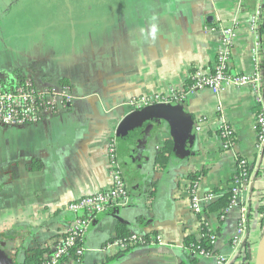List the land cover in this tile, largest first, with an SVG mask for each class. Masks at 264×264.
I'll return each instance as SVG.
<instances>
[{"label":"crops","instance_id":"0c3cea01","mask_svg":"<svg viewBox=\"0 0 264 264\" xmlns=\"http://www.w3.org/2000/svg\"><path fill=\"white\" fill-rule=\"evenodd\" d=\"M13 2L0 4V82L31 75L39 88L69 90L72 100L39 124L0 127V257L5 264H26V254L35 248L48 247L51 253L73 218L68 204L111 188L112 139L129 199L90 222L80 262L72 255L59 264H193L185 237L199 238L203 225L216 233L215 251L228 264H254L264 232V152L257 149L253 89L189 92L184 105L195 133L185 150L164 119L152 120L140 132L124 131L122 124L135 111L131 98L184 91L193 70L212 71L225 27L236 29L231 70L253 72L258 35L250 16L259 7L264 10V0ZM260 55L262 61L264 48ZM225 122L235 135L231 149L220 135ZM168 140L174 149L163 166L157 156ZM238 157L250 168L242 196L248 227L241 245L233 248L240 207L224 214L212 209L227 193ZM200 170L206 174L197 183L198 198L216 196L195 213L189 175ZM120 222L154 242L127 250L117 240ZM197 264H216V257L203 256Z\"/></svg>","mask_w":264,"mask_h":264},{"label":"built area","instance_id":"2783aa9c","mask_svg":"<svg viewBox=\"0 0 264 264\" xmlns=\"http://www.w3.org/2000/svg\"><path fill=\"white\" fill-rule=\"evenodd\" d=\"M250 24L252 30L258 35L257 44L253 48L254 70L251 73H234L230 68V55L234 40L236 37V29L234 26L225 27L221 30L219 39L217 60L212 71L205 72L201 69L193 70L189 76L187 83L189 84L184 91L170 90L168 93L161 95H151L133 98L130 105L134 110L141 107L152 105L155 103H181L184 102L189 92L202 89H210L215 93H219L224 89L232 86H250L256 97V129L259 135L258 150L261 143L264 142V76L261 71V55L260 52L264 48V34L261 28H264V10L259 7L252 12L250 16ZM72 94L67 89L56 90L53 87L39 88L31 75L23 77H12L4 82H0V127H24L28 125H36L43 122L46 115L58 113L60 106L70 103ZM225 130L221 132L224 140V147L230 149L235 143V135L224 123ZM116 144L111 142L109 145V160L113 170V183L111 188L99 191L92 195H87L70 202L67 209L73 215V221L65 230L64 234L58 240L56 247L49 254L48 259L43 264H59L63 256L69 254L72 248H76V253L80 261L83 254L81 247V239L87 232L90 222L107 207L109 202L125 203L129 199V191L123 178V173L119 165L116 153ZM238 169L233 175L230 186L231 201L229 206L224 210L228 212L230 209L239 206L241 209V218H239L238 230L233 238V248L241 245L243 237L247 230L248 209L242 203V192L248 177L250 176V168L245 158L238 159ZM192 210L200 212L203 201H211L214 196L212 193L206 195L203 201L198 199L197 183L190 188ZM223 213V214H224ZM201 237V236H200ZM199 237V238H200ZM135 241H141L140 235H134ZM211 241H216V235H211ZM156 243H162L160 237H155ZM154 242V238H152ZM190 254L192 251L186 247ZM199 256L210 255L202 249ZM216 264H227V258L224 255L216 257Z\"/></svg>","mask_w":264,"mask_h":264},{"label":"trees","instance_id":"16d2710c","mask_svg":"<svg viewBox=\"0 0 264 264\" xmlns=\"http://www.w3.org/2000/svg\"><path fill=\"white\" fill-rule=\"evenodd\" d=\"M261 33L264 34V28L263 27L261 28ZM261 71H262V74L264 76V58L261 61ZM188 85L189 84L187 83L184 90L187 89ZM112 141H114V140L112 139ZM114 143L116 144L115 141H114ZM234 145H235V143L230 147L233 148ZM173 149H174L173 141L168 140L166 142V145L164 146V148H162V151L160 152V154L157 156V163L164 166L168 161V154H171L173 152ZM263 152H264V145H263ZM117 154H118V150H117ZM118 161H119V155H118ZM40 167H41V165L38 166V168H40ZM121 170H122V168H121ZM205 174H206V170H200V171H197V172L190 174L189 178L192 181L191 186L193 187L195 183H198L200 178L202 176H204ZM123 176H124V173H123ZM230 201H231V194H230V192H227L225 194V196L222 197V199H220V201L215 205V208H213L212 211L213 210H219V211H221V214H223L224 210L229 206ZM260 213L262 214V216L264 215V205H262L260 207ZM247 217H248V215H247ZM263 220L264 219L262 218V222H263ZM202 223L205 224V222L203 220H202ZM201 233H203V234L200 238H196L193 235H187L185 237V246L189 247V249L193 253L192 255H190L192 257L191 262L193 264H197L200 261V259L203 257V256L197 255V254H199V252L202 249H204L206 252H210V253L213 250V243L211 241L212 240L211 235L213 233L216 235V233L212 232L210 230V228H208L207 226H204V225L202 227ZM133 235H136V234L131 233L125 223L120 222L117 225V237H118L117 240L120 243L121 242L124 243L127 250L132 249L133 247L146 245V244L150 243L152 240L149 238V236H145V237H142L141 241H135V239L132 238ZM80 245L83 246L82 245V239H81ZM76 249H77V247L72 248L68 255H65L61 258L60 262H63L64 260L68 259L72 255L74 257H76V259L79 258L77 253H76ZM48 253L50 254L48 247L32 249L31 251H29L26 254L25 263L26 264H43L48 259V256H49ZM81 259H82V257H80V261H81Z\"/></svg>","mask_w":264,"mask_h":264},{"label":"water","instance_id":"95a60500","mask_svg":"<svg viewBox=\"0 0 264 264\" xmlns=\"http://www.w3.org/2000/svg\"><path fill=\"white\" fill-rule=\"evenodd\" d=\"M154 119H164L171 124L175 140L181 149L185 150L193 141L194 122L184 102L161 103L135 110L123 121L122 129L129 132H140ZM0 264H5L1 257ZM254 264H264V232L258 243Z\"/></svg>","mask_w":264,"mask_h":264},{"label":"bare ground","instance_id":"6f19581e","mask_svg":"<svg viewBox=\"0 0 264 264\" xmlns=\"http://www.w3.org/2000/svg\"><path fill=\"white\" fill-rule=\"evenodd\" d=\"M156 104H160V103H155V104H152V105H148V106H144V107H141V108H139L138 110H140V109H144V108H146V107H149V106H153V105H156ZM228 125V124H227ZM228 127L232 130V128L228 125ZM226 128H225V126H224V124H222L221 125V127H220V135H221V132L222 131H224ZM233 131V130H232ZM234 133V132H233ZM221 137H222V135H221ZM224 141V140H223ZM111 142H114V141H112L111 140ZM110 142V143H111ZM258 143H260L259 141H258ZM110 145V144H109ZM233 145V144H232ZM264 145V142H262L261 143V146H263ZM108 152H109V146H108ZM116 153H117V148H116ZM117 158H118V154H117ZM243 158V157H242ZM239 159V157L237 158V162L239 161L238 160ZM240 159H241V157H240ZM110 161V160H109ZM110 165H111V163H110ZM120 165V164H119ZM112 168V167H111ZM112 175H113V170H112ZM123 178H124V176H123ZM124 181H125V179H124ZM231 184H232V181H231ZM231 186V185H230ZM227 192H230V194H231V191H230V187H229V189H228V191ZM210 193H212L213 194V196L215 197L216 196V194H215V192H210ZM210 193H207V194H205V195H203L201 198H198L200 201H203L204 200V197L206 196V195H208V194H210ZM242 196H243V192H242V195H241V198H242ZM126 203V202H125ZM125 203H113V202H109L108 204H107V206L106 207H109V206H111V205H114V204H125ZM207 204H209V201H203V205H202V208H201V211L200 212H196V213H201L202 211H203V209L206 207L205 205H207ZM191 205H192V201H191ZM73 221V219L71 220V222ZM137 235V234H136ZM134 236V235H133ZM133 236H132V238H133ZM83 238V237H82ZM134 239V238H133ZM215 242L216 241H212V243H213V250L211 251V253H210V255H206V256H215V257H217L218 255H224V254H222V253H220V252H216L215 251ZM121 244L123 245V246H125V244L124 243H122L121 242ZM234 246H236L235 244H234ZM82 248H83V254H84V247L83 246H81ZM70 252V251H69ZM257 252V251H256ZM83 254L80 256V257H82L83 256ZM68 255V254H67ZM225 256V255H224ZM256 256V255H255ZM227 258V257H226ZM80 262V261H79ZM227 264H228V259H227Z\"/></svg>","mask_w":264,"mask_h":264},{"label":"rangeland","instance_id":"374dc122","mask_svg":"<svg viewBox=\"0 0 264 264\" xmlns=\"http://www.w3.org/2000/svg\"><path fill=\"white\" fill-rule=\"evenodd\" d=\"M8 1L10 0H0V4H6ZM15 3L17 0H13ZM40 4H48L52 1L53 4H58L60 5V3H71V5H78V6H84L85 5V1L86 0H37ZM97 3L96 0H94V4ZM162 93H154L151 95H161ZM151 95H138L139 97H143V96H151ZM132 100V98L129 100V105H130V101ZM131 107V105H130ZM132 108V107H131ZM192 209V208H191ZM194 212V211H193ZM203 217L205 216L204 214L202 215Z\"/></svg>","mask_w":264,"mask_h":264}]
</instances>
